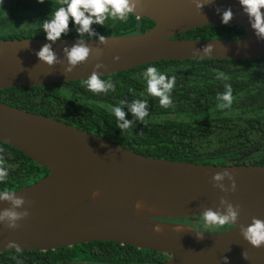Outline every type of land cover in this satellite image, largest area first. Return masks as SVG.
Segmentation results:
<instances>
[{
	"label": "water",
	"instance_id": "1",
	"mask_svg": "<svg viewBox=\"0 0 264 264\" xmlns=\"http://www.w3.org/2000/svg\"><path fill=\"white\" fill-rule=\"evenodd\" d=\"M60 1V0H59ZM139 0L136 17L154 22L141 34L108 35L85 39H0V89L27 87L85 79L98 63L101 76L160 60L252 59L264 57V38L257 37L239 0ZM231 8L229 25L245 30L240 38H174L196 27L224 24L222 13ZM83 41L93 51L71 72L64 49ZM50 44L57 63L48 65L36 53ZM211 45L210 55H194L195 48ZM119 56V60L114 57ZM0 142L21 151L48 173L16 190L25 203L17 212L29 215L9 229L0 221V252L46 251L89 241H112L137 249L163 253L166 259L152 264H264V246L255 248L240 234L253 217L264 220V165L174 161L142 155L93 132L46 115L0 102ZM264 150V149H263ZM231 172L214 181L217 172ZM3 192L0 193L2 195ZM97 193V195H93ZM225 197L240 205L237 225L216 233L171 221L186 217L199 221L205 209L223 206ZM140 202L142 208L135 205ZM14 206L0 199V211ZM161 229L154 231L155 227ZM202 232L203 239L197 234ZM12 243L13 246L9 247ZM19 246L17 249L15 246ZM247 252L248 259L242 253ZM53 264H105L64 261Z\"/></svg>",
	"mask_w": 264,
	"mask_h": 264
},
{
	"label": "trees",
	"instance_id": "2",
	"mask_svg": "<svg viewBox=\"0 0 264 264\" xmlns=\"http://www.w3.org/2000/svg\"><path fill=\"white\" fill-rule=\"evenodd\" d=\"M61 6L59 0H2L0 39L47 38L43 22ZM103 24H92L97 34L80 35L77 25L61 38L85 39L108 35L141 34L154 24L148 18L129 14L126 21L105 14ZM245 30L236 25H208L183 31L174 38H240ZM157 67L175 77L172 104L161 107L158 98L147 93L142 73ZM223 73L227 80L218 78ZM85 79L54 84L0 89V102L32 113L58 119L93 132L142 155L174 161L230 164L233 158L252 151L236 163L264 165V57L252 59H168L145 63L131 69L101 76L111 80L114 90L94 93ZM231 85L233 102L220 108L218 94ZM147 100L148 115L137 120L129 106ZM121 106L132 122L127 130L117 127L111 108ZM0 158L8 176L0 182V193L24 187L45 176L48 170L21 151L0 142ZM171 221L200 227L196 221ZM226 225L220 230L229 228ZM165 254L137 249L112 241H89L46 251L0 252V264H53L84 261L105 264H152Z\"/></svg>",
	"mask_w": 264,
	"mask_h": 264
},
{
	"label": "clouds",
	"instance_id": "3",
	"mask_svg": "<svg viewBox=\"0 0 264 264\" xmlns=\"http://www.w3.org/2000/svg\"><path fill=\"white\" fill-rule=\"evenodd\" d=\"M39 3H44V0H38ZM198 8L203 7L204 4L201 0H193ZM2 3V0H0ZM61 6L58 7L52 17L43 22V31L46 33V37L49 41L55 42L60 39L63 34H66L69 30V22L77 25V32L80 35L87 33L90 36L97 35L91 28V25L103 24L107 19L106 13H109L112 17L126 21L129 14L136 13L139 5V0H60ZM243 11L249 17V21L252 29L255 30V35L260 38H264V0H239ZM233 18V12L231 8H228L222 13V22L227 25ZM99 40L102 43H106V37L99 36ZM69 67L66 72H71L76 66L86 62L92 53V49L83 41H78L70 48L64 49ZM213 51V47L209 44L201 48H195L193 50L194 55H210ZM40 61L53 65L57 63V57L52 50L50 44H44L41 49L36 53ZM119 56L114 57V60H119ZM106 68V65L98 63L95 65L90 76L85 80V84L88 90L94 93H106L109 90H114L115 85L111 80L105 81L101 79L99 69ZM143 79L146 81V90L150 96L156 97L159 100L161 107L167 108L171 106L172 99L171 93L175 87V77H169L165 73H162L157 67L150 66L142 73ZM218 78L227 80L228 77L223 73H220ZM225 92L218 94L217 99L222 103L218 105L220 108L230 107L233 102L231 85H225ZM129 110L133 116L143 122L148 115V102L147 100H135L129 106ZM111 112L114 114L118 121L117 127L122 131L127 130L132 126V122L126 119V112L121 106H115L111 108ZM2 163V158H0ZM8 176L7 170L0 166V182H3ZM227 176L232 180L230 189H224L223 185H214V187H220L223 191H236V182L233 174L227 170L224 172H217L212 176L214 181H221ZM94 196L97 193L93 194ZM0 199L9 200L14 206L11 209L0 211V221H7L6 227L9 229H16L20 225L17 221L26 218L29 212H17L15 208H19L26 201L23 197H16L10 194L8 191H4L0 195ZM223 206V210L217 208L213 210L207 208L202 213V219L206 225L216 226L223 228L226 225H237L236 222L239 219L240 205H234L225 197H221L219 201ZM142 203L138 202L135 207L139 210L142 208ZM240 234L243 238L253 247L260 248L264 246V220L253 217L251 224L247 227L240 225ZM154 231L160 232L161 229L157 226ZM198 239H203V233L197 234ZM13 244L10 243L9 247ZM19 249V246H15ZM244 259H248L247 252L242 253ZM224 264H228V258L224 257Z\"/></svg>",
	"mask_w": 264,
	"mask_h": 264
},
{
	"label": "rangeland",
	"instance_id": "4",
	"mask_svg": "<svg viewBox=\"0 0 264 264\" xmlns=\"http://www.w3.org/2000/svg\"><path fill=\"white\" fill-rule=\"evenodd\" d=\"M196 222L199 223L200 225V227L196 229L201 230V231L216 233V232H219L221 229L220 227L206 225L202 219Z\"/></svg>",
	"mask_w": 264,
	"mask_h": 264
},
{
	"label": "flooded vegetation",
	"instance_id": "5",
	"mask_svg": "<svg viewBox=\"0 0 264 264\" xmlns=\"http://www.w3.org/2000/svg\"><path fill=\"white\" fill-rule=\"evenodd\" d=\"M184 218H186V217H184ZM200 219H202V218H200ZM203 220V219H202Z\"/></svg>",
	"mask_w": 264,
	"mask_h": 264
}]
</instances>
